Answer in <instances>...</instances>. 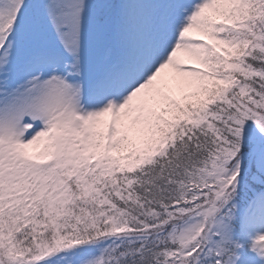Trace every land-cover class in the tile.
Masks as SVG:
<instances>
[{"label":"snow or ice","instance_id":"1","mask_svg":"<svg viewBox=\"0 0 264 264\" xmlns=\"http://www.w3.org/2000/svg\"><path fill=\"white\" fill-rule=\"evenodd\" d=\"M0 264H264V0H0Z\"/></svg>","mask_w":264,"mask_h":264}]
</instances>
